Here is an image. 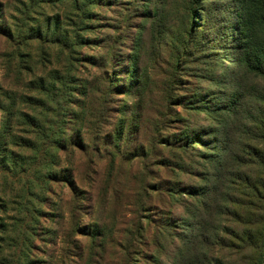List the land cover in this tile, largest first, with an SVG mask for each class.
Segmentation results:
<instances>
[{
	"label": "rangeland",
	"instance_id": "obj_1",
	"mask_svg": "<svg viewBox=\"0 0 264 264\" xmlns=\"http://www.w3.org/2000/svg\"><path fill=\"white\" fill-rule=\"evenodd\" d=\"M93 11L69 61L66 173L35 217L31 264H241L227 242L243 228L228 213L255 205L245 179L264 181V77L240 66L238 0Z\"/></svg>",
	"mask_w": 264,
	"mask_h": 264
},
{
	"label": "trees",
	"instance_id": "obj_2",
	"mask_svg": "<svg viewBox=\"0 0 264 264\" xmlns=\"http://www.w3.org/2000/svg\"><path fill=\"white\" fill-rule=\"evenodd\" d=\"M56 1L0 0V36L8 43L5 54L0 50V71L6 68L9 73L8 79L0 75V264L32 262L35 217L47 214L54 186L66 173L61 167L69 146L65 118L71 115L69 106L76 100L71 92L77 88L69 61L75 48L89 41L84 33L96 17L93 8L103 2L65 0L67 11L48 13L46 7L54 9ZM238 4L240 66L264 77V0ZM19 15L25 17L22 25ZM80 142L74 145L79 148ZM245 182L255 193L251 195L255 205L233 203L240 212L228 215L243 229L227 248L241 264H264V181ZM192 192L193 197L200 196V188ZM186 259L182 256L179 264H193Z\"/></svg>",
	"mask_w": 264,
	"mask_h": 264
}]
</instances>
